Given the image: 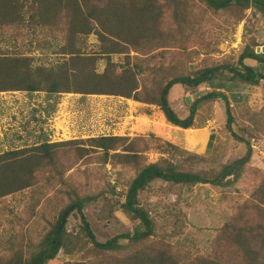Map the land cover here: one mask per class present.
Masks as SVG:
<instances>
[{"label":"trees","instance_id":"obj_1","mask_svg":"<svg viewBox=\"0 0 264 264\" xmlns=\"http://www.w3.org/2000/svg\"><path fill=\"white\" fill-rule=\"evenodd\" d=\"M251 7L264 20V0H0L1 37L5 33L10 40L21 39L25 33L22 28L31 31L36 17L38 26H45L46 20L53 17L48 11H54L66 21L62 29L67 28L69 39L64 47L70 52L56 68H33L31 57L3 54L0 56V92L75 93L132 99L155 105L169 124L180 129L193 127L200 104L220 101L227 115V129L235 140L245 145V153L239 160L207 179L193 172L178 171L165 160L145 164L144 158L132 151L137 140L116 136L88 139L92 143L89 147L102 152L103 164L111 160L108 159L113 156L110 152L120 147L126 155L113 160L135 166V175L127 184L119 209L138 224L132 228V233L116 235L103 243L97 242L83 208L89 201L105 194L114 196L117 192L107 182L99 192V184L89 167H85V185L96 186V194L84 198L74 195L54 219L42 216L54 181L38 182V172L52 163L53 148L70 142H44L33 148L4 152L0 154V264H47L59 254L76 256L61 264H264V184L252 191L251 203L249 199L237 198L231 202L228 209L236 216L237 226L224 225L215 229L217 235L208 243L209 255L195 261L178 256L184 243L179 232L182 222L176 211L179 204L166 207L168 218L165 222L173 227V232L168 233L158 229L157 223L138 203L139 192L157 180L191 187L196 184L224 186L231 183L225 182L231 175L232 182L240 179L253 149L245 137L233 130L231 111L232 107L250 109L246 107L250 92L259 87L263 90L264 53L255 54L249 46H244L232 62L231 57L216 55L218 49L214 42L219 35L234 30L244 18V11ZM157 27L160 37L152 33ZM215 29L219 33H215ZM263 29L259 32L260 43L251 41L254 46L264 47ZM164 32L172 33L168 40L163 38ZM91 34L98 39L97 52L85 54L75 48L72 42ZM130 53L134 55L129 56ZM60 54L66 55L65 51ZM112 55L123 56L125 66L118 73L110 69ZM247 60L257 64H246ZM100 61H104L105 67L97 72ZM143 75L152 76L147 87ZM177 85L185 97L190 91L209 85V90L192 101L185 118H180L169 104L170 91ZM257 121H253L256 128ZM246 131L250 133L249 127ZM213 137L211 134L210 138ZM165 144L171 146L167 141ZM68 157L61 153L57 162L64 165L70 160ZM73 192L67 196H72ZM70 216L78 218L79 225L68 230ZM40 231L38 237H33ZM27 232L31 236L25 239ZM168 239L180 243L172 245L167 243ZM120 241L133 244L132 250L138 245L139 250L130 253L131 250L123 260H99V255L110 256L127 246Z\"/></svg>","mask_w":264,"mask_h":264},{"label":"rangeland","instance_id":"obj_2","mask_svg":"<svg viewBox=\"0 0 264 264\" xmlns=\"http://www.w3.org/2000/svg\"><path fill=\"white\" fill-rule=\"evenodd\" d=\"M48 12L53 17L46 20L45 26H38L36 17L31 31L22 28L25 29L23 38L10 40L5 33L3 37L0 36V56L5 54L11 57H31L34 59L30 62L33 68L50 66L56 68L58 64L55 63L66 60L70 53L64 47L69 39L67 28L62 29L66 21L56 12ZM244 15L234 30L227 35H219L214 42L218 49L216 55L219 57H231L232 62H235L244 46H249L251 51L254 50L257 54L264 52V47L255 49L251 43L252 40L260 43L259 32L264 28V20L252 7L246 9ZM214 32L219 33V30L215 29ZM152 33L161 36L159 27ZM170 34L172 33L164 32L162 36L168 40ZM262 40L264 41V34ZM72 43L85 54L95 53L99 48L95 34L81 37ZM60 51H65L66 55L57 54ZM132 55L134 53L129 54ZM245 63L254 65L251 61ZM111 64L115 66L110 67L111 70L120 72L125 66L123 56L113 55ZM104 67V61L98 62L97 72H102ZM151 78V75L142 76L146 87L151 83ZM220 79L224 81L223 77ZM262 80L264 81V78ZM261 85L263 90L259 87L250 92L246 104L250 109L245 111V108L232 107L231 111L234 116L233 130L245 137L244 139L253 146L251 157L242 169L240 179L232 182L231 175L225 180L231 183L224 186L196 184L191 187L157 180L152 182L148 189L139 192V206L157 223L158 229L168 233L170 230L173 232V227L165 222L168 218L166 207L174 203L179 204L176 211L179 214V221L182 222V226H178L184 243L178 256L185 257V260L206 258L209 255V239L217 235L214 230L224 225L237 226L234 222L236 216L228 209L231 202L237 198L244 201L249 199L248 203H251L252 191L258 190L259 185L264 184V83ZM206 90H209V85L202 86L200 90L190 91L188 97H185L184 91L178 85L174 86L169 94V104L180 118H185L192 101ZM18 92L20 93H0V138L5 139L0 143V153L9 148L22 149V146L33 148L36 143L70 142L53 148L52 163L43 166L38 172V182L54 181L50 188L51 194L47 195V203L43 205L42 216L54 219L74 195L84 198L96 194V186L85 185L87 182L85 167H89L90 174L99 184V192L106 182L117 192V195L105 194L84 205L83 213L97 242L100 243L119 234L132 233V228L138 224V221H130L127 214L119 209V204L124 200L127 184L135 175L133 171L135 166L131 163L125 166L113 160L126 155L127 152L120 147L111 151L110 154L113 156L108 158L111 160L103 164L102 152L98 148L89 147L92 143L88 139L116 136L130 141L137 140L132 151L138 157L144 158L145 164L165 160L178 171L193 172L207 179L218 175L223 168L239 160L245 153V145L235 140L227 129V115L220 101L200 104L193 127L180 129L168 123V125L159 123V115L164 119L165 117L158 107L145 104V108L140 102L132 99L75 93L48 95L44 92ZM143 117L146 119H142ZM256 120H258L256 124L259 125L257 128L253 123ZM155 125H160L161 128L156 129ZM248 127L251 135L246 131ZM211 134L214 136L213 139L210 138ZM166 141L171 146L165 144ZM85 148H89V151ZM61 153L69 155L70 160L64 162V165L57 162V157ZM72 191H74L72 196H67ZM77 225L78 218L70 216L67 222L68 230ZM41 231L35 233L33 237H38ZM28 232L25 239L31 236ZM120 242L125 246L128 244L127 241ZM167 243L179 245L180 242L168 239ZM132 247L133 244H129L119 252L110 256L99 255L98 258L102 262L111 259L123 260ZM137 250L139 246L135 245L130 253ZM75 258L76 256L65 257L59 254L55 260L47 264H61Z\"/></svg>","mask_w":264,"mask_h":264},{"label":"crops","instance_id":"obj_3","mask_svg":"<svg viewBox=\"0 0 264 264\" xmlns=\"http://www.w3.org/2000/svg\"><path fill=\"white\" fill-rule=\"evenodd\" d=\"M1 36V35H0ZM248 63H250V62H248ZM0 93H7V92H0ZM13 93H20V92H13ZM144 106V105H143ZM145 108H146V106H144ZM142 119H146L145 117H143ZM159 123L161 122V124H163V125H168L167 124V122H166V120L163 118V117H161L160 115H159ZM170 125V124H169ZM161 128V126L159 125L156 129H160ZM160 132V131H159ZM7 137V136H6ZM3 141H5V139L3 138V137H1L0 138V143H2ZM14 143V142H13ZM38 143H36V145H37ZM1 146V145H0ZM4 146L6 147L7 146V144H4ZM21 148V147H20ZM20 148H9V149H7L5 152H7V151H14V150H18V149H20ZM22 148H23V146H22ZM2 153H4V152H2ZM2 153H0V154H2Z\"/></svg>","mask_w":264,"mask_h":264},{"label":"clouds","instance_id":"obj_4","mask_svg":"<svg viewBox=\"0 0 264 264\" xmlns=\"http://www.w3.org/2000/svg\"><path fill=\"white\" fill-rule=\"evenodd\" d=\"M260 47H262L261 45H258V46H255L254 48L255 49H257V48H260ZM262 53H264V52H262ZM262 53H259V54H262ZM57 54H59L60 56H63V55H61L60 54V52L59 53H57ZM255 54H257L256 52H255ZM113 56V55H112ZM111 56V57H112ZM111 57H110V61H109V63H111ZM247 61H249V60H247ZM252 62V61H251ZM254 63V65H252V66H255L257 63L256 62H253ZM55 64H59L58 62L57 63H55ZM250 65V64H249ZM113 67H115V66H113ZM115 72V71H114ZM116 73V72H115ZM262 78H264V76H262ZM113 97H115V96H113ZM142 105H144V106H146V105H150V104H146V103H141ZM146 104V105H145ZM152 106H155V105H152ZM156 107V106H155ZM199 110V109H198ZM196 115H197V113H196ZM195 115V116H196ZM194 119H195V117H194ZM166 120V119H165ZM167 122V121H166ZM194 122V121H193ZM168 123V122H167ZM169 124V123H168ZM174 127H176V126H174ZM251 148H253V146L251 145ZM228 178V177H227Z\"/></svg>","mask_w":264,"mask_h":264},{"label":"bare ground","instance_id":"obj_5","mask_svg":"<svg viewBox=\"0 0 264 264\" xmlns=\"http://www.w3.org/2000/svg\"><path fill=\"white\" fill-rule=\"evenodd\" d=\"M156 122H157V121H156ZM160 123H161V122H160ZM155 126H157V125H155ZM158 126H159V125H158ZM158 126H157V127H158Z\"/></svg>","mask_w":264,"mask_h":264}]
</instances>
